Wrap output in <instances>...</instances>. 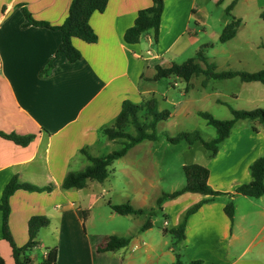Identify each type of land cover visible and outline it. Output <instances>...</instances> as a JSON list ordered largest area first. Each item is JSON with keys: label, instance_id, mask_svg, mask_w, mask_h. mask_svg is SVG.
Returning <instances> with one entry per match:
<instances>
[{"label": "crops", "instance_id": "1", "mask_svg": "<svg viewBox=\"0 0 264 264\" xmlns=\"http://www.w3.org/2000/svg\"><path fill=\"white\" fill-rule=\"evenodd\" d=\"M70 2L0 0V130L35 136L24 147L0 138V199L13 178L19 184L52 187L50 192L39 193L19 189L9 198L8 227L16 246L23 247L28 241L29 219L43 216L49 224L38 233L35 254L32 250L26 253L34 263L51 254L56 257L55 264H174L176 255L183 263L264 264V195L250 199L234 193L250 181L249 166L264 155V134L256 121L236 122L214 157L206 151L202 166L209 171L208 185L222 195L201 204L187 217L182 241L166 232L178 227L186 212L209 196L185 193L173 199L179 204L158 207L157 199L164 194L161 186L145 183L146 178L138 177L131 167L127 169L130 183H126L130 192L127 188L125 202L119 204L99 194L103 183L88 181L83 189H62L69 172L88 164L81 151L98 157L93 153L101 139L110 141L103 131L114 125L122 103L149 100L153 92L141 83L152 81L155 72L145 76V69L165 67L161 63L167 54H179L194 41L196 30L190 28L191 21L199 27L207 21L205 7L197 0H164L157 42L149 30L137 44H127L125 31L133 26L137 13L152 3L108 0L103 11L89 18L95 41L88 44L72 39L80 58L70 63L57 56L62 33L53 29L64 23ZM241 2L253 8L259 19L264 11V0H236L230 15L241 21L238 30L245 26L244 20L231 13ZM25 13L50 27L28 24ZM143 36L148 45L155 43L156 53L142 49ZM101 193L110 195L111 189ZM230 200L234 204L232 224L223 211ZM124 203L145 213L121 216L110 208ZM239 205H244L240 213ZM157 210L171 217L160 228L154 220ZM116 216L124 217L129 226L112 225ZM148 219L151 226L142 230ZM1 228L0 212V256L4 264H14ZM109 236L130 240L117 251L99 252L97 248Z\"/></svg>", "mask_w": 264, "mask_h": 264}, {"label": "trees", "instance_id": "2", "mask_svg": "<svg viewBox=\"0 0 264 264\" xmlns=\"http://www.w3.org/2000/svg\"><path fill=\"white\" fill-rule=\"evenodd\" d=\"M152 5L147 9L140 10L137 13L133 26L127 29L124 33V41L127 44H137L140 36L149 30L153 32V40L157 42L161 16L164 10V0H150ZM223 0H218L221 4ZM108 0H71L67 16L64 23L59 27H53L62 33V41L57 51V56H64L70 63L77 61L80 58V53L74 48L72 39L77 38L85 43H93L95 34L89 25V18L94 12L103 11ZM236 0H233L226 8L225 14L230 16L229 23L223 28L219 42L226 43L236 36L237 30L241 24L239 19L231 17L230 12L235 5ZM26 19L28 24L41 27H50L43 22L34 21L27 13ZM261 19L264 21V11L261 13ZM201 47L193 58L187 59L181 64H171L168 67L155 66V74L152 81H159L164 78H178L186 83L194 77L204 76L202 86L205 87L207 81H220L237 77L241 82H259L264 84V69L256 72H248L243 70H229L219 72L216 66L208 61V58L203 53ZM232 118L229 120H219L214 118L207 112L199 111L197 115L205 121L208 126L214 128L216 137L210 141H204L197 131L181 132L175 137L169 136L166 132L162 134L170 144H178L181 141L186 142L190 147L195 143H199L205 151L214 157L218 151L219 145L229 136L235 123L238 121H256L264 125V109L256 108L251 111L235 110L229 108ZM139 113L146 116L147 124L140 123ZM170 118V112L167 110H157V100L151 98L140 104H133L129 101H124L121 110L117 115L114 125L111 128L104 129L103 134L110 141H117L121 147L115 151L108 153L105 156L93 157L85 150L81 154L86 158L88 164L80 171L69 172L63 182L62 189L64 190H79L86 187L88 181L103 183L108 177V168L112 163L122 158L126 152L137 144L148 141H157L159 134L157 124L167 121ZM131 123L135 129V135L128 133L125 128ZM148 130H150L148 132ZM253 130H255L253 128ZM34 135H18L16 133H4L0 130V138L13 142L18 146H27L34 139ZM182 170L185 176V185L172 193H164L157 199V206L160 207L166 199H173L185 193L199 194L209 196L208 199L200 202L189 209L183 221L178 227L167 231L174 240L182 241L184 239L185 225L187 217L194 213L203 203L212 201L215 197L222 195L218 191H214L208 185L209 171L206 167L199 164L183 165ZM250 181L239 185L234 193L250 199H257L264 195V155L257 158L249 166ZM25 190L28 192H50L52 187H36L30 184H19L16 178H13L4 188L0 199V212L2 215V239L5 240L12 251L14 264H55V255H47L40 263H34L26 253L38 245L36 240L39 231L48 226L49 220L43 216H33L28 221V241L23 247H17L8 227V219L10 214L9 198L16 190ZM111 210L117 215H142L145 212L134 209L130 204L110 205ZM223 211L228 218L230 224L233 222L234 204L229 201L223 208ZM150 215V214H149ZM151 226L148 219L142 226L145 230ZM129 237L109 236L106 242L100 245L97 250L99 252H114L125 247L129 243ZM0 264H4V260L0 256ZM174 264H201L200 261H192L183 263L176 255Z\"/></svg>", "mask_w": 264, "mask_h": 264}, {"label": "rangeland", "instance_id": "3", "mask_svg": "<svg viewBox=\"0 0 264 264\" xmlns=\"http://www.w3.org/2000/svg\"><path fill=\"white\" fill-rule=\"evenodd\" d=\"M231 1L224 0L222 4H217L215 0H197L198 5L205 7L206 24L201 27L195 26L194 20H192L190 28L196 30V35L193 36L194 41L188 43L179 54H167L161 64L165 67L173 63L181 64L187 59L195 57L198 50L206 45L203 48V53L219 72L263 70L264 22L258 18L253 8L241 2L231 14L233 16L240 15L245 26L241 27L237 31L238 34L230 41L219 42L223 28L230 21L225 14V8ZM259 43H261V47H258ZM142 49L144 51L148 49L153 53L157 52L155 43L152 42L151 45H148L144 36ZM154 72L155 70L150 66L145 69V76H150ZM203 79L204 76L201 75L192 78L189 83L174 77L155 82L146 80L141 83L142 88H149L153 92L147 98L150 99L153 95L157 100V110L169 111L170 118L158 123L156 131L160 136L157 141L153 143L145 141L139 144L137 148L129 152L126 158L115 161L108 168V177L99 192L104 200H110L113 204L125 202V193L130 192L126 185V183H130L128 167L133 168L138 177L146 178L145 183H158L164 193L180 190L185 185L183 164L202 165L207 160V153L198 143L190 149L184 141L170 144L162 134L166 132L169 136L175 137L181 132L197 131L204 141L214 139L216 137L214 128L208 126L197 115V112H207L216 119L229 120L232 117L229 108L245 111L256 108L264 109V84L259 82L244 83L235 77L227 80L207 81L203 87ZM138 115L140 123H148L144 114L139 113ZM260 127L264 134V125L260 124ZM125 130L132 135L136 134L131 123L126 125ZM120 147L119 143L110 142L103 137L93 154L98 157L105 156ZM127 188L129 192H127ZM103 189H111V194L101 193ZM149 192L151 195L154 190L149 189ZM173 199H166L161 205L172 207L176 203H180L179 200L174 202ZM242 209H244V205H239L238 212L240 213ZM169 218L171 217L168 212L160 210H157L154 216L159 228ZM111 224L122 229L129 226L125 218L119 216H116V221ZM34 250L32 249L33 254H35ZM36 256L39 258L40 254H36Z\"/></svg>", "mask_w": 264, "mask_h": 264}]
</instances>
